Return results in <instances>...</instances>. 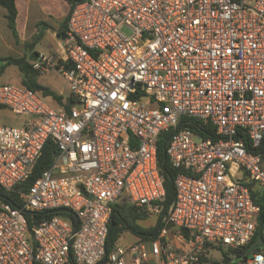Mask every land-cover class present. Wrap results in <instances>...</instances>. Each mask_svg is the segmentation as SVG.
I'll list each match as a JSON object with an SVG mask.
<instances>
[{
	"label": "built area",
	"instance_id": "1",
	"mask_svg": "<svg viewBox=\"0 0 264 264\" xmlns=\"http://www.w3.org/2000/svg\"><path fill=\"white\" fill-rule=\"evenodd\" d=\"M65 34L32 67L66 79V105L0 83V106L31 117L0 125V264H198L209 243L264 240V0H83ZM183 116L216 136L173 132L175 193L157 235L107 252L115 204L157 224L159 140ZM49 140L53 162L23 187ZM240 264H264V247Z\"/></svg>",
	"mask_w": 264,
	"mask_h": 264
},
{
	"label": "trees",
	"instance_id": "2",
	"mask_svg": "<svg viewBox=\"0 0 264 264\" xmlns=\"http://www.w3.org/2000/svg\"><path fill=\"white\" fill-rule=\"evenodd\" d=\"M80 1L83 0H67V2L71 5V9ZM0 5L6 8V19L8 21V26L12 30L16 40L19 38V34L17 31V16H18V8L16 5L15 0H0ZM67 31V25L65 24L64 27L61 29L60 34L66 33ZM36 40L26 43V46L28 47V51L22 55V56H0V61H2V64H0V76L5 70V67L9 64L16 65L22 75V85L27 86L29 88H32L40 93H42L44 96H51L53 97L59 104H65L63 102L64 98L61 94L56 93L53 89L50 87L41 84L38 81V75L40 74L36 69L32 67V60L35 58V56L38 54V51H35L33 49V46L35 44ZM67 104V103H66ZM65 104V105H66ZM184 127H189L192 130H194L196 133H200L202 136H216V129L212 124H206L203 125L198 119L186 117H181L179 123L170 128L168 131L163 132L160 136L159 145H158V159L159 164L162 173L165 177V186L167 190L166 199L164 200V209L162 211V214L160 215L158 222L154 227L152 228H145L141 226L137 221L141 217H146L148 214L144 212L143 209L132 205L128 202L123 203H117L114 205L112 217H111V224L109 229V235L107 239V252L111 250L113 245L119 240L120 236L125 231H132L136 235H138L141 239L148 240L150 238L155 237L157 229L161 227L160 221L162 218V215L166 208L169 206V204L174 199V179L178 173V169L174 168L170 158L167 154L166 147L169 141L170 136L173 134V132L177 129H181ZM261 150L264 152V143L261 148ZM57 154V148L53 140H49L46 144L43 154L38 160L35 170L31 177L26 181V183L23 185V187H28L32 181L40 174V172L43 169L48 168L51 163L54 160L55 155ZM1 193L2 190H0ZM254 199L257 203L260 204L262 210L260 214V223H264V194H261L259 191L253 192ZM8 198L14 202L15 199H13L10 195H6ZM58 214H62L65 216H69L70 218L74 219L71 214H69L66 210H59L57 211ZM36 217H38V214H34ZM259 235V232L253 237L251 243L257 239ZM250 243V244H251ZM248 244L243 249H236L228 247L227 250H225L223 247H219V249L223 250L224 254V261L226 263L229 262L231 257L229 254H235L237 258H239L243 252L246 250V248L250 245ZM202 261H207L208 258L206 257V254H203L201 257ZM241 260V259H240Z\"/></svg>",
	"mask_w": 264,
	"mask_h": 264
},
{
	"label": "rangeland",
	"instance_id": "3",
	"mask_svg": "<svg viewBox=\"0 0 264 264\" xmlns=\"http://www.w3.org/2000/svg\"><path fill=\"white\" fill-rule=\"evenodd\" d=\"M6 33H11L9 28L5 25ZM38 30H33L31 28H24L19 30V40L13 39L8 45L2 38H0V56H22L28 51V47L26 43H30L33 41L34 34L37 33ZM4 49V50H1ZM36 49L40 51H44L47 53V47L44 43L39 42L36 45ZM2 64V61H0ZM38 81L53 89L56 93H59L63 96L65 100L70 96L71 89L66 81V79L54 68L50 70L40 73L38 75ZM0 83L6 84H22V75L19 68L14 64H9L5 67L4 72L0 76ZM31 119L28 115H20L15 114L7 107L0 106V125H12V126H22L25 122ZM264 165V160H263ZM157 218L154 215L148 214L146 217H141L138 219V223L145 228H152L156 224ZM137 240V235L132 231L128 230L122 233L119 238V243L122 245H129ZM178 241V239H176ZM223 247L227 250V246H223L221 244L209 243L208 252L206 253L207 261H204L203 264H227L224 261L223 250L219 249V247ZM232 260H235L234 264H240V257L237 258L235 254H229Z\"/></svg>",
	"mask_w": 264,
	"mask_h": 264
},
{
	"label": "crops",
	"instance_id": "4",
	"mask_svg": "<svg viewBox=\"0 0 264 264\" xmlns=\"http://www.w3.org/2000/svg\"><path fill=\"white\" fill-rule=\"evenodd\" d=\"M15 1L18 8V34L20 28L38 30L33 36V41L36 40L33 49L38 51V53L44 52L36 49L37 43L42 42L47 47V53L56 52L59 49L63 35L65 34H60V31L65 24L67 25L68 17L71 12V5L67 2V0ZM5 25L9 28L8 21L6 19V8L0 5V38H2L9 45L11 40L16 38L10 28L9 30L11 33H6ZM138 239H140V237L137 235V240ZM234 262L235 260L230 259L227 264H234ZM198 264H203L202 258Z\"/></svg>",
	"mask_w": 264,
	"mask_h": 264
},
{
	"label": "water",
	"instance_id": "5",
	"mask_svg": "<svg viewBox=\"0 0 264 264\" xmlns=\"http://www.w3.org/2000/svg\"><path fill=\"white\" fill-rule=\"evenodd\" d=\"M66 34L63 35V38H65ZM258 247H264V240L262 236H258L257 239L255 241H253L244 251V253L240 256V258H244L247 254H249L250 252H252L253 250H255ZM104 259L102 261H100V263H103Z\"/></svg>",
	"mask_w": 264,
	"mask_h": 264
}]
</instances>
